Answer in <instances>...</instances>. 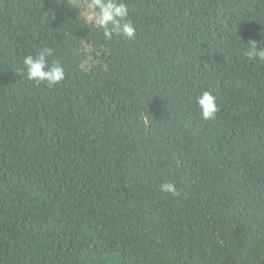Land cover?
I'll list each match as a JSON object with an SVG mask.
<instances>
[{"label": "trees", "instance_id": "1", "mask_svg": "<svg viewBox=\"0 0 264 264\" xmlns=\"http://www.w3.org/2000/svg\"><path fill=\"white\" fill-rule=\"evenodd\" d=\"M122 2L135 39L96 31L130 60L152 134L77 182L0 0V264H264V62L245 55L264 0Z\"/></svg>", "mask_w": 264, "mask_h": 264}, {"label": "rangeland", "instance_id": "2", "mask_svg": "<svg viewBox=\"0 0 264 264\" xmlns=\"http://www.w3.org/2000/svg\"><path fill=\"white\" fill-rule=\"evenodd\" d=\"M6 1L14 5L16 25L34 56L51 47L50 59L65 68L60 84L40 85L49 92L48 115L59 130V152L71 179L83 180L100 158L110 162L129 144L149 139L152 129L130 60L107 47L76 0Z\"/></svg>", "mask_w": 264, "mask_h": 264}, {"label": "clouds", "instance_id": "3", "mask_svg": "<svg viewBox=\"0 0 264 264\" xmlns=\"http://www.w3.org/2000/svg\"><path fill=\"white\" fill-rule=\"evenodd\" d=\"M76 6L81 8L83 19L95 28L103 30L106 40L112 39L114 34L123 35L125 38L135 39L136 29L131 21L127 20L128 8L122 0H76ZM51 47L41 48L35 56L29 54L23 58V69L29 81L36 84L46 83L48 86L60 84L66 75L64 66L53 56ZM245 55L250 60L264 62V47L256 41L246 46ZM202 119H214L218 111L215 97L205 91L197 98ZM160 191L176 195L175 186L170 182L160 184Z\"/></svg>", "mask_w": 264, "mask_h": 264}]
</instances>
